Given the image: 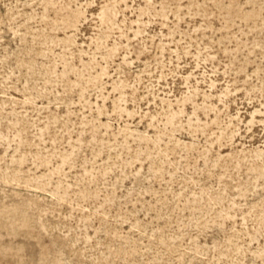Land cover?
<instances>
[{
    "label": "rangeland",
    "instance_id": "rangeland-1",
    "mask_svg": "<svg viewBox=\"0 0 264 264\" xmlns=\"http://www.w3.org/2000/svg\"><path fill=\"white\" fill-rule=\"evenodd\" d=\"M0 264H264V0H0Z\"/></svg>",
    "mask_w": 264,
    "mask_h": 264
}]
</instances>
